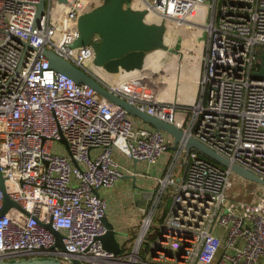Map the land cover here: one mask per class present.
<instances>
[{
    "label": "built area",
    "instance_id": "1",
    "mask_svg": "<svg viewBox=\"0 0 264 264\" xmlns=\"http://www.w3.org/2000/svg\"><path fill=\"white\" fill-rule=\"evenodd\" d=\"M39 1L0 0V170L5 187H0V210L5 193L20 205L0 213V258L49 256L63 264H264V184L251 191L253 199L239 198V191L232 193L235 183L246 189L250 180L196 148L187 151L183 140L171 148V135L56 71L42 51L54 50L139 109L264 179V77L258 74L264 67L258 54L264 51V0H142L152 17L145 19L164 24L166 46L175 52L162 61L155 58L152 76L143 66L108 73V80L85 64L93 61L100 35L93 34L92 43H76L78 17L105 0H44L35 24ZM124 6L134 8L133 0ZM199 6L206 7V21L195 18ZM199 28L206 32L204 41L192 35ZM167 65L174 67L167 70ZM117 152L147 161L159 172L141 173L156 186L140 208L135 244L127 239L121 252L113 253L100 240L107 230L108 201L93 188L112 187L127 174H137ZM169 186L171 207L148 248L144 243ZM47 223L62 233L65 249L56 245Z\"/></svg>",
    "mask_w": 264,
    "mask_h": 264
},
{
    "label": "water",
    "instance_id": "2",
    "mask_svg": "<svg viewBox=\"0 0 264 264\" xmlns=\"http://www.w3.org/2000/svg\"><path fill=\"white\" fill-rule=\"evenodd\" d=\"M128 0H105L103 4L82 13L77 19L78 36L76 43L85 45L92 43L91 37L93 34L100 35V41L94 44L93 63L106 71L107 73L118 74L122 71H130L134 69H141L145 64V59L149 51L156 48H166L164 40L165 26L158 22H149L144 17V11L133 9L129 6H124ZM45 5L44 0L38 3L35 24L42 14ZM29 45V43H26ZM43 53L49 60L50 66L58 72H62L76 82H84L93 87L103 97L121 105L128 113L135 115L158 130L165 131L173 137L174 143L170 145L171 148L179 140L185 142L187 151L193 147L206 155L211 160L218 162L226 167H230L241 177L250 181L264 184V179L252 172L251 170L237 164L230 162L229 159L216 152L203 142L199 141L193 136H186L182 129L177 126L151 115L126 99L120 97L113 91L107 89L99 78L92 72L86 71L78 67L70 60L57 54L54 50L43 48ZM262 53V54H261ZM261 59L264 58V51H258ZM258 74L264 77V67L262 66ZM60 141L64 143L68 149V142L61 134ZM138 161L137 159H134ZM74 164L77 162L73 159ZM185 167L188 164V157L186 155L184 160ZM130 176L135 184V175ZM0 187L4 190V177L0 170ZM95 193H99L98 188H93ZM11 205H20L12 200L8 194L5 193L3 206L0 213H3L6 208ZM107 227L106 232L100 236L102 246L110 252H121V241L118 237L120 232L115 229L113 223L108 220L107 216L103 218ZM46 226L54 233L56 237V245L61 249H65L62 242V233L55 229L51 223ZM0 264H63L60 260L49 256H34L22 258H0Z\"/></svg>",
    "mask_w": 264,
    "mask_h": 264
},
{
    "label": "rangeland",
    "instance_id": "3",
    "mask_svg": "<svg viewBox=\"0 0 264 264\" xmlns=\"http://www.w3.org/2000/svg\"><path fill=\"white\" fill-rule=\"evenodd\" d=\"M130 2H132V0H130ZM61 3L57 5V11L61 10ZM133 9H137V10H142L144 11V17L147 19V16H149L146 6L143 3L142 0H133ZM206 7L205 6H199L198 7V12L195 16L196 19L198 20H202V21H206L207 19L204 17V11H205ZM192 35L194 37L197 38V40L200 41H204L206 38V32L202 30V28L199 29H194L192 32ZM53 39L56 41L58 38L57 36H53ZM186 43H189V38L185 39ZM171 44V43H169ZM190 44V43H189ZM192 47V45H191ZM173 52H175L173 49H168L166 48H156V49H152L151 51H149V58L150 60L153 58H157L159 61H162L164 59H167L168 56H171L173 54ZM172 57V56H171ZM148 62V61H147ZM86 66L88 67V69L90 70H94L95 72H97V74L102 77L103 79L108 80L110 78V76L108 75V73L104 70H102L101 68L99 69V67H97L92 60L87 61ZM148 64V63H147ZM146 64V65H147ZM159 64V63H158ZM173 65H167L166 69H173ZM173 72H175L173 70ZM62 145V151H66L65 146L63 144ZM128 175V174H127ZM129 182V176H124V178H120L118 180V185L122 184L123 186H125V188H127V192H124V194H121L120 196V200H129L130 201V206L131 207H135L137 205V196L134 197V199L131 197L132 193L135 192L136 190L140 189L141 185L139 184L138 179L135 180V184L131 183V186L128 185ZM117 183V182H116ZM127 184V185H125ZM241 184V181H240ZM120 185V188H122L123 186ZM258 183L250 181V183H247V187L246 189H244L242 186H239V183H235V188L233 189L232 193H237L236 194L239 198H243L246 200H251L253 199V194L251 193V191H254V189L257 187ZM239 186V187H238ZM258 190L262 189L261 186H259V188H256ZM174 197V192H173V188L171 186H169L166 191L165 194L160 202V205L156 211L155 214V219L153 221L152 227L149 230L147 239H146V243L145 245L148 248H151L153 246V241L156 239L157 234L159 232V228L163 223L164 218L166 217L170 207H171V203ZM259 195H256L254 198V201L258 200ZM119 210V212H121L122 214H126L127 209H122V206L120 204V208H117ZM137 214V213H136ZM137 218L133 220L134 224H136V227L138 225V229L134 228L133 229V237L131 238L132 241V246L135 244V240L137 238V232L139 231V224L138 222H141V218L138 216V214L136 215ZM131 233V232H130ZM131 250V249H130Z\"/></svg>",
    "mask_w": 264,
    "mask_h": 264
},
{
    "label": "crops",
    "instance_id": "4",
    "mask_svg": "<svg viewBox=\"0 0 264 264\" xmlns=\"http://www.w3.org/2000/svg\"><path fill=\"white\" fill-rule=\"evenodd\" d=\"M149 54L150 53H148L146 56L145 64H144L145 67L143 69L146 72L147 71L146 69H148L149 67V70L147 71L148 72L147 75L152 76L153 71H154L152 67H155L156 60L153 58L150 60ZM134 72L136 73V75H141L139 71H134ZM116 156L122 164L128 166L130 170L137 172V174L135 175L136 180L138 179L139 184L141 185L140 189L136 190L131 195L133 199L135 196H137V200H136L137 205L135 207L130 206L131 204L129 200H120L121 194H124V192H127L128 190L122 184L118 185V180L116 181L117 183L115 182V184L112 187L99 189V193L104 195L108 201V206H107L108 209H107L106 216L108 220L113 223L115 229L120 232L118 237L120 241L123 243L125 240L131 239L133 237L134 228L138 229V225L136 227V224H134L133 220L137 218L136 216L137 214L140 217V208L148 204V201L150 199L149 197L150 189L156 186V182L154 181L153 178L145 177L141 175V173L148 172L151 175H154L158 173L159 171L157 167L150 165L147 161H142V160L135 161L133 159L131 160V159H128L126 156H124L120 152H117ZM128 175H131V174H128ZM132 182L133 180L129 176L128 185L131 186ZM120 185H122L123 187L120 188ZM120 204L122 206V209H127L126 214H122L121 212H119L120 209L119 210L117 209V208H120ZM154 219L155 217L153 218V221ZM139 223L140 222H138V224Z\"/></svg>",
    "mask_w": 264,
    "mask_h": 264
},
{
    "label": "bare ground",
    "instance_id": "5",
    "mask_svg": "<svg viewBox=\"0 0 264 264\" xmlns=\"http://www.w3.org/2000/svg\"><path fill=\"white\" fill-rule=\"evenodd\" d=\"M147 20H152V17L149 15V16H147ZM171 40H172V37H171V35H168L167 37H166V42L167 43H170L171 42Z\"/></svg>",
    "mask_w": 264,
    "mask_h": 264
},
{
    "label": "trees",
    "instance_id": "6",
    "mask_svg": "<svg viewBox=\"0 0 264 264\" xmlns=\"http://www.w3.org/2000/svg\"><path fill=\"white\" fill-rule=\"evenodd\" d=\"M146 243V242H145ZM145 243H144V245H145Z\"/></svg>",
    "mask_w": 264,
    "mask_h": 264
}]
</instances>
